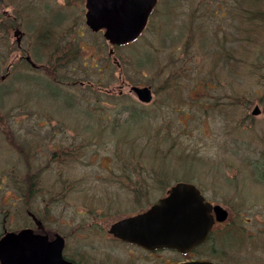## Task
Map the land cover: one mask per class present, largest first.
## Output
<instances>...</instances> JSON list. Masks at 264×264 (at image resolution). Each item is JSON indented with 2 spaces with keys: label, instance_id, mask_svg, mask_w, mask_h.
Returning <instances> with one entry per match:
<instances>
[{
  "label": "rangeland",
  "instance_id": "obj_1",
  "mask_svg": "<svg viewBox=\"0 0 264 264\" xmlns=\"http://www.w3.org/2000/svg\"><path fill=\"white\" fill-rule=\"evenodd\" d=\"M84 1L0 0V209L12 195L9 169L22 172L12 146L28 137L44 144L54 128L60 145L71 134L84 144L61 170L87 177L92 200L105 191L103 177L124 168L153 176L157 189L188 180L212 203L252 209L248 217L263 224L264 109L250 111L264 97V0H159L142 36L112 56L102 34L85 26ZM66 50L73 59L53 73L22 57L51 65ZM120 80L150 86L153 103H139L127 88L118 95ZM52 176L49 167L44 180Z\"/></svg>",
  "mask_w": 264,
  "mask_h": 264
},
{
  "label": "flooded vegetation",
  "instance_id": "obj_2",
  "mask_svg": "<svg viewBox=\"0 0 264 264\" xmlns=\"http://www.w3.org/2000/svg\"><path fill=\"white\" fill-rule=\"evenodd\" d=\"M62 54L51 65L37 64L28 54L22 57L31 69L50 67L49 72L53 73L73 59L71 51ZM55 78L69 77L56 75ZM77 82L84 85L82 81ZM85 84L94 91L93 84ZM132 86L137 85L120 80L117 94L121 95L125 88L131 93ZM148 87L152 99L145 105L154 101V93ZM105 91L113 93V90ZM258 104L254 106L260 115L264 106H258L264 104V97ZM57 121L60 123V118ZM32 130L26 129L23 134L30 135ZM46 134L50 138L44 137V144L29 145L28 137L24 141L27 145H21L22 148L12 146L20 158L22 172L15 173L11 167L6 177L12 195L4 203L6 207L0 209V264H264V223H255L263 217L259 220L248 217L247 211L252 209L222 206L226 215L221 220L216 219L212 209L214 222L205 239L183 250L147 248L123 240L113 232L114 226L147 211L166 196L173 184L157 189L158 182L153 176L127 175L122 168L119 175L103 177L105 191L92 200L89 184L84 181L87 177L64 176L61 170L76 162L80 155L77 146L84 144L76 146L75 134H71L60 145L55 142L60 137L59 129L52 128ZM49 167L53 176L44 180ZM161 189L163 193L158 197ZM77 195L81 202L74 206L71 199Z\"/></svg>",
  "mask_w": 264,
  "mask_h": 264
},
{
  "label": "water",
  "instance_id": "obj_3",
  "mask_svg": "<svg viewBox=\"0 0 264 264\" xmlns=\"http://www.w3.org/2000/svg\"><path fill=\"white\" fill-rule=\"evenodd\" d=\"M156 1L86 0V24L93 31L104 29L110 44L122 45L139 36ZM130 91L143 103L152 99L148 87L132 86ZM257 113L253 109L252 114ZM212 209L218 220L225 217L226 212L205 202L193 184L179 182L146 212L117 223L114 232L146 247L186 249L204 240L213 223Z\"/></svg>",
  "mask_w": 264,
  "mask_h": 264
},
{
  "label": "trees",
  "instance_id": "obj_4",
  "mask_svg": "<svg viewBox=\"0 0 264 264\" xmlns=\"http://www.w3.org/2000/svg\"><path fill=\"white\" fill-rule=\"evenodd\" d=\"M5 25H6V22H1L0 23V27L1 28H3ZM9 25L12 26V21H10ZM93 92H95V91H93Z\"/></svg>",
  "mask_w": 264,
  "mask_h": 264
}]
</instances>
